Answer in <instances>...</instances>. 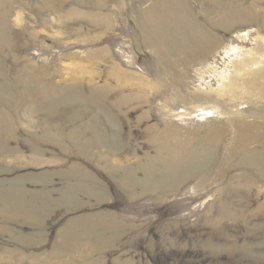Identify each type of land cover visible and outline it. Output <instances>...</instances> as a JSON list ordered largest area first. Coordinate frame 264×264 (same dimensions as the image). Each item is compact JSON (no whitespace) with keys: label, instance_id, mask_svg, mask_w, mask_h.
Here are the masks:
<instances>
[{"label":"rangeland","instance_id":"374dc122","mask_svg":"<svg viewBox=\"0 0 264 264\" xmlns=\"http://www.w3.org/2000/svg\"><path fill=\"white\" fill-rule=\"evenodd\" d=\"M263 46L264 0H0V264H264Z\"/></svg>","mask_w":264,"mask_h":264},{"label":"bare ground","instance_id":"6f19581e","mask_svg":"<svg viewBox=\"0 0 264 264\" xmlns=\"http://www.w3.org/2000/svg\"><path fill=\"white\" fill-rule=\"evenodd\" d=\"M246 34H248V33H246ZM239 38L244 39V38H246V36H244V33H239ZM262 49H264V46ZM232 50L241 51V48L240 47H236V48L233 47ZM238 61H239V65L243 69V73H240V76L244 80V85H241V87H240V85L235 84V85H233V88H235V89H237V88H240V89L241 88H243V89L248 88L249 90H252V87L254 88L257 86V81H255V78L256 79L259 78L261 80L264 79V68H260L261 65L264 64V61L258 59L257 53L250 52L249 54H246V51L243 52V55L241 53ZM255 64L258 65L256 70L250 71L253 67H255L254 66ZM259 84L261 85V89H258V90L260 93L263 94L264 85L262 83H259ZM261 90H262V92H261Z\"/></svg>","mask_w":264,"mask_h":264}]
</instances>
